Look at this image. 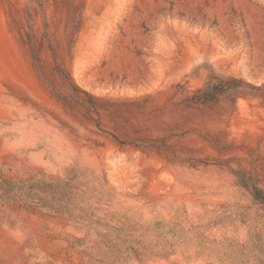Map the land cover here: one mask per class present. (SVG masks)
I'll use <instances>...</instances> for the list:
<instances>
[{"label": "rangeland", "instance_id": "obj_1", "mask_svg": "<svg viewBox=\"0 0 264 264\" xmlns=\"http://www.w3.org/2000/svg\"><path fill=\"white\" fill-rule=\"evenodd\" d=\"M28 178L77 197L0 203V264H264V0H0V181Z\"/></svg>", "mask_w": 264, "mask_h": 264}, {"label": "trees", "instance_id": "obj_2", "mask_svg": "<svg viewBox=\"0 0 264 264\" xmlns=\"http://www.w3.org/2000/svg\"><path fill=\"white\" fill-rule=\"evenodd\" d=\"M39 193L50 194L51 201L46 200V197H40ZM54 195H58L60 199L55 198ZM76 197L77 193L71 187L69 180L50 181L28 178L21 181H0V203L26 204L32 200L35 206L60 216H66L70 212L69 205ZM254 198L256 203L264 204L262 191L255 189Z\"/></svg>", "mask_w": 264, "mask_h": 264}]
</instances>
